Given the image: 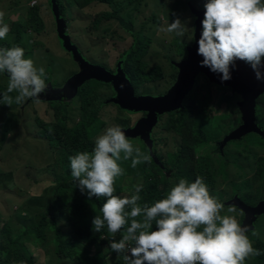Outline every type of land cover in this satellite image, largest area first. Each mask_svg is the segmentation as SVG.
Wrapping results in <instances>:
<instances>
[{"label":"rangeland","instance_id":"rangeland-1","mask_svg":"<svg viewBox=\"0 0 264 264\" xmlns=\"http://www.w3.org/2000/svg\"><path fill=\"white\" fill-rule=\"evenodd\" d=\"M52 1L35 0L34 3L33 0H0V10L5 12L4 23L9 28L19 18L26 21L27 9L38 8L42 28L37 30L33 25L28 26L26 31L33 34L29 36L27 32L23 33L20 45L14 44V36L9 32L5 39H0V47H22L25 58L32 59L37 69H45L47 84V90L40 94L38 100L29 98L23 104H17L15 96L18 93L14 91L9 93L13 97L11 106L0 103V230L7 228L11 239L19 241L35 264H80L65 257L56 258L55 243L61 233L63 241L83 253H104L101 264H114L118 259L124 262V254L118 255L110 248L111 242L118 241L123 234L118 233L113 237L106 230L105 235L94 236V244H84V241H78L69 234L70 228L60 210L47 211L58 184H77L71 175L69 160L77 153L51 148L41 134L59 121L72 128L80 119L78 93L70 100L62 97L48 99L50 93L62 94L61 89L67 82L57 79L54 84H49L51 70L48 64H52L58 75H65L74 67L77 68L72 54L65 55L67 48H64L58 37L57 23L63 25L64 36L78 47L85 63L98 67L99 75L103 76L106 72L117 75L120 71L130 83L134 98L155 100L167 97L175 85L179 73L176 64L187 58L195 42L197 17L194 12L203 20L207 0H190L186 8L172 5L176 0H135L134 3L118 0L121 2L119 7L115 4L112 8L111 5L93 4L81 11L70 3L72 0H59L63 9L56 4L57 0H54V6ZM53 7L58 16L57 23ZM100 8L106 14V22L101 29H95L93 20L95 13L101 11ZM171 13H175L174 19L178 17L183 22V36L162 30L174 21ZM138 31L149 40L144 62L147 71H156L157 78L151 83H141L138 72L121 60L123 52L135 40L132 33ZM111 77L114 79V76ZM95 79L85 80L80 87L83 91L86 86L96 89L86 95V99L89 97L90 111L97 114L99 121L91 137L94 146L96 138L108 127L118 125L124 131H132L127 138L151 157L150 163H144L156 165L160 169L166 181V196L181 178L191 183L201 177L210 195L224 205L221 215L235 216L242 226L246 225L240 205L255 207L264 198V138H259L257 133L258 126L263 132L260 126L264 123L263 109L258 126L254 121L250 126H245L246 116L242 115V97L245 92L214 83L199 71L180 106L155 111L154 124L146 130L144 126L137 125L150 114L149 111L123 109L115 102L118 92L120 97L121 92L127 94V83L119 79H114L118 80L115 82ZM92 81L97 83V87L91 85ZM4 93L5 90L0 92V98ZM119 101H122L121 98ZM263 102L264 96L258 97L254 101V108ZM161 107L164 105L159 103L153 110ZM195 126H199L207 137V141L199 146L192 144ZM118 164L124 171L123 175L116 178L114 194L121 198L135 194V185L143 182L137 170L139 164L133 168L131 158H121ZM203 169H207V174L202 172ZM69 197L67 192L63 194L64 201H68ZM90 205L88 210L93 217L102 215L94 202ZM57 207L61 205L57 204ZM229 207H234L236 211L229 213ZM202 227L197 230H202ZM248 228L246 235L252 245L256 244L257 238L264 240V220L253 218ZM253 230L259 235L253 236ZM57 231L60 232L58 235ZM40 244H47L46 249ZM253 260L254 257L246 259L247 262Z\"/></svg>","mask_w":264,"mask_h":264},{"label":"clouds","instance_id":"clouds-1","mask_svg":"<svg viewBox=\"0 0 264 264\" xmlns=\"http://www.w3.org/2000/svg\"><path fill=\"white\" fill-rule=\"evenodd\" d=\"M204 8L197 47L203 56L201 66L208 67V79L215 73H220L222 81L230 79V68L240 60L251 66L257 80L264 81L262 0H207ZM4 17L5 12L0 10V39L11 33ZM162 30L183 36L184 24L177 17ZM0 73L9 77L0 103L11 106L13 97L9 93L14 91L18 93L15 103L23 104L29 98L38 100L47 90L45 69H37L32 59L25 58L22 47H0ZM121 158H131L133 168L151 161L117 125L96 138L91 152H78L69 160L71 175L80 191L87 192L89 198H107L101 207L102 215L92 221L95 231L100 232L106 225L115 237L126 228L122 238L113 240L110 248L118 255L124 254L127 264H244L247 258L262 254L246 235L247 225L242 226L235 216L221 215L224 205L210 195L201 177L191 183L181 178L166 198L151 206L138 203L142 183L135 185L133 195H114L116 178L124 171L118 164ZM235 211L234 207L228 208L229 213ZM153 222L157 225L155 231L151 230ZM252 235L259 233L253 230Z\"/></svg>","mask_w":264,"mask_h":264},{"label":"trees","instance_id":"trees-1","mask_svg":"<svg viewBox=\"0 0 264 264\" xmlns=\"http://www.w3.org/2000/svg\"><path fill=\"white\" fill-rule=\"evenodd\" d=\"M134 1L135 0H128L130 3H134ZM176 1L177 2L172 5L185 6L188 2H190V0ZM70 3L76 6V10H82L92 3L108 5L111 3H116L115 5L119 7L121 2L118 0H72ZM262 3H264V0H262ZM56 4L60 6L61 9H63L62 2L57 0ZM27 12L28 13L25 22L18 21L16 23H12L11 25L10 31L14 36V44H21L22 34L27 32L26 30L28 26L33 25L37 30L42 28V20L39 18L38 8H29ZM105 16L106 14L96 15L95 19L93 20L95 29H101L103 27L101 22L105 20ZM174 17L175 13H171V18H173V20H175ZM104 22H106V20ZM143 35L144 34L141 31L132 33V36L135 40L128 50L123 52L121 60L129 63L131 65V69L135 72H138L141 83L144 84L154 82L157 80V78L155 76L156 71H147V66L144 62V57L147 54L149 46V40ZM92 84H95L97 87L96 82L92 81L91 85ZM0 88V92L5 89L4 86H1ZM81 88L78 91L80 100L79 122L74 127L68 128L63 121H59L55 126L49 127V131L41 133L42 136L47 139L48 145L53 149L63 148L70 151L71 153H78L83 151L90 152L94 147L91 137L95 129L98 127L99 121L97 114L93 111H90L89 97L86 99V95L91 94L96 89L94 86L91 88L86 86L85 91H83ZM193 138L195 139H193L192 142L196 146H199L200 144H203L207 141L205 133L199 126L198 130H194ZM87 146L88 149H85ZM137 170L143 180V188L139 193L140 201H138L141 206H143L145 203L151 206L157 200L166 198V181L160 172V169L156 165L140 163ZM202 172L207 174V169H203ZM76 185L77 184L75 183L58 184L54 191V198L47 206V211L50 212L53 210H60V213L70 228L69 234L78 241H84V244L89 243L92 245L96 241V237L94 236L105 235L107 232V226L105 225V227H103L100 232H96L92 224L94 217L91 215L88 209L89 206H91V202H94L97 210L101 212V207L103 203L106 202L107 198L98 199L95 196L89 198L87 192L82 193L79 187ZM66 192L70 195L68 201L63 200V194ZM57 204H60L61 207L58 208ZM138 219L140 218L138 217ZM156 229L157 225L155 222H153L151 230L155 231ZM125 231L126 228L122 229L120 233L124 234ZM56 233V235H58L60 232L57 231ZM62 237L63 233L59 235L57 242L55 243V254L57 255L56 258L61 256L77 261L80 264H101L105 257L104 253L102 254L101 252H97L92 255L83 253L75 246L63 241ZM255 241L257 242L253 245V247L259 249L262 254L254 257L253 262H247L245 260L244 264H264V240L262 238H257ZM39 246L46 249L47 244H40ZM0 264H35V261L26 255L25 251L19 244V241L11 239L7 228H2L0 230ZM114 264H127V262H123L122 259H118Z\"/></svg>","mask_w":264,"mask_h":264},{"label":"water","instance_id":"water-1","mask_svg":"<svg viewBox=\"0 0 264 264\" xmlns=\"http://www.w3.org/2000/svg\"><path fill=\"white\" fill-rule=\"evenodd\" d=\"M54 0L51 4H54ZM53 13L56 18V23L58 21V16L56 14L55 8L53 7ZM194 14L197 17V20L195 22L196 28H195V40L196 44L193 49H189L187 58L183 59L181 62L177 63L176 66L179 69L178 77L175 82V85L171 88L169 94L165 98L161 99H151V98H134L132 93V87L130 83L123 77V74L119 71L117 75H110L109 73H105V75L101 76L97 72L96 66H89L85 61L81 58L78 49L73 46L70 42V39L67 36H64L63 32V25L61 23L58 24L57 28V34L61 42H63L64 48L70 52L75 59L76 62H78L80 71L73 75L72 78H70L62 87L61 92H63L62 97L67 98L68 100L72 99L73 96L77 95L79 88L83 85L84 81L87 79H95L98 81H118L114 79H119L120 82L124 81L127 83L128 86L126 87L127 94L121 92V97L117 93V97L115 102L119 104L121 108H127L133 111H149L150 114L143 120L139 121L138 126H144L146 130L150 129V127L154 124L155 120V111H163V110H171L174 108H177L180 106L181 100L184 98L185 94L189 91L191 88L194 79L197 75V72H202L204 74H207V66H201V61L203 60V56L198 54V40L200 38V35L202 33V18L201 16L194 12ZM240 67L242 69H245L249 72V70H253L251 66H247L245 63L241 62L240 60L236 61V66ZM87 70V71H84ZM85 73V74H84ZM215 73V72H214ZM84 74V75H83ZM216 75H211L210 81L219 83V84H225L230 85L234 89L240 88L242 85H246L245 89V99H244V112L247 117V122L245 126H250L253 119V106H254V99L264 90V82L263 83H256L253 81L247 80L246 82L243 81V78H241V73L238 71L237 73L233 74L231 73V78L228 81H222L220 73H215ZM122 77H121V76ZM114 76V79L108 77ZM83 77V79H82ZM123 82V83H124ZM125 84V83H124ZM121 98L122 101H119ZM119 101V102H118ZM159 103L164 105V107H161L160 109L153 110V107L159 106ZM154 119V120H153ZM128 133H132L129 130L125 131L126 136ZM241 210L245 213V224L250 227V222L254 218V214H262L264 213V203L258 204L255 207H246L244 205H240Z\"/></svg>","mask_w":264,"mask_h":264},{"label":"flooded vegetation","instance_id":"flooded-vegetation-1","mask_svg":"<svg viewBox=\"0 0 264 264\" xmlns=\"http://www.w3.org/2000/svg\"><path fill=\"white\" fill-rule=\"evenodd\" d=\"M192 41H193V39H192ZM194 44H193V47H192V49L194 48V46H195V44H196V40L194 39ZM187 48V50L189 49L188 47H186ZM181 60H183V59H181ZM262 60H264V58H262ZM241 62H243V63H245L244 61H241ZM247 66H250L248 63H245ZM235 66H236V64H235ZM232 67V68H230V72L231 73H233V74H235V73H237L238 71L241 73V78H243V81L244 82H246L247 80H249V81H253V82H256V83H263L264 81H261V80H257L256 79V75H255V72H254V70H249V72L248 71H246L245 69H242V68H240V67ZM48 67L50 68V65H48ZM51 70V69H50ZM261 71H262V73H264V67H262L261 68ZM50 80H49V84H54L56 81H51V74H50V78H49ZM247 79V80H246ZM229 80V79H228ZM228 80H226V81H228ZM222 85H225V84H222ZM230 86V85H229ZM232 87V86H231ZM243 90V91H245V89H246V85H242L240 88H238V90ZM244 96H245V93H244ZM264 96V90H263V92H261L256 98H255V100L258 98V97H263ZM62 97V94H59V95H53L52 93H50L49 95H48V99L50 100V99H55V98H61ZM63 98V97H62ZM47 99V100H48ZM244 99H245V97H242V100H243V103H242V115L245 117L246 115H245V112H244V108H245V104H244ZM254 100V101H255ZM264 110V102L259 106V107H255L254 108V106H253V119H252V123H253V121H254V124H256L257 126H258V122H259V120H260V118L261 117H263V115H262V112H261V110ZM246 122H247V117H246ZM251 123V124H252ZM261 129H262V131L263 132H261L260 131V128H259V126H258V130H257V133L259 134V138H264V123H262L261 125ZM142 129H144V128H142ZM198 130V127L197 126H195L194 127V129H193V132H194V130ZM132 132V131H131ZM193 139H195V138H193V134H192V141H193ZM192 144H193V142H192ZM194 145V144H193ZM194 146H196V145H194ZM263 196H264V188H263ZM264 203V198H263V200L262 201H260V202H258L257 203V205L258 204H263ZM231 205H235L236 206V204H231ZM245 206V205H244ZM256 206V205H255ZM247 207V206H246ZM245 214V213H244ZM244 217H245V215H244ZM254 218H257V220H264V213H262V214H258L257 215V213H255V216H254Z\"/></svg>","mask_w":264,"mask_h":264},{"label":"crops","instance_id":"crops-1","mask_svg":"<svg viewBox=\"0 0 264 264\" xmlns=\"http://www.w3.org/2000/svg\"><path fill=\"white\" fill-rule=\"evenodd\" d=\"M168 2L170 1V0H167ZM93 4H97V6H105V5H108V4H98V3H92V4H90V5H88V6H92ZM114 4H116V3H111V4H109V5H111V7L110 8H112L113 6H114ZM87 8H90V7H87ZM96 8H98V7H96ZM84 9V8H83ZM101 9V11H97V13H95V15H102L103 13H102V11H103V8H100ZM109 9V8H108ZM28 10V9H27ZM26 10V11H27ZM80 10V9H79ZM81 11V10H80ZM84 13V12H83ZM81 15H83V14H81ZM17 21H19V22H23V19L22 18H19ZM105 21V20H104ZM104 21H102L101 22V25H103V23H104ZM44 30V29H43ZM28 33V35L30 36L31 34H33V33H29V32H27ZM41 34V33H40ZM73 44V43H72ZM78 48V47H77ZM80 50H78V52H79ZM68 53H70V52H66L65 53V55H68ZM49 57H51V56H49ZM48 57V58H49ZM49 61L50 62H52L53 61V59H49ZM48 65H50V69H51V81H57V79H60V81H68L70 78H72L73 77V75H75L76 73H78L79 71H80V67H79V64H78V62H76V66H77V68L76 67H74V70H72V71H70V72H68L67 74H65V75H58L57 74V72H55L54 71V68H53V66H52V64H48ZM6 81H9V77H8V75L7 74H2V73H0V87L1 86H4L5 87V92H7V86H8V84L6 83Z\"/></svg>","mask_w":264,"mask_h":264}]
</instances>
